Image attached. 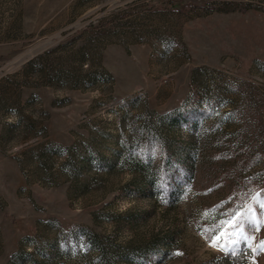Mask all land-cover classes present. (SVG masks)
<instances>
[{
	"label": "rangeland",
	"instance_id": "obj_1",
	"mask_svg": "<svg viewBox=\"0 0 264 264\" xmlns=\"http://www.w3.org/2000/svg\"><path fill=\"white\" fill-rule=\"evenodd\" d=\"M262 241L264 0H0V264H264Z\"/></svg>",
	"mask_w": 264,
	"mask_h": 264
},
{
	"label": "snow or ice",
	"instance_id": "obj_2",
	"mask_svg": "<svg viewBox=\"0 0 264 264\" xmlns=\"http://www.w3.org/2000/svg\"><path fill=\"white\" fill-rule=\"evenodd\" d=\"M231 226L236 228L237 231L234 232L232 234V236H229L227 233H221L220 235L224 236L226 238V242L222 245H220L221 247V250H224V248H226L229 244H236L239 242L238 239L234 238V237H241L243 235V232H244V229H243V226H242V223H241V218L239 216H237L235 218V221L234 222H231ZM220 236L218 235L215 239H219ZM243 238L245 240H248V239H251V237H248V236H243ZM213 246H217L214 242V245ZM258 247L264 251V241L260 242V244L258 245Z\"/></svg>",
	"mask_w": 264,
	"mask_h": 264
},
{
	"label": "trees",
	"instance_id": "obj_3",
	"mask_svg": "<svg viewBox=\"0 0 264 264\" xmlns=\"http://www.w3.org/2000/svg\"><path fill=\"white\" fill-rule=\"evenodd\" d=\"M226 264H233V263H232V262H230V261H227V262H226Z\"/></svg>",
	"mask_w": 264,
	"mask_h": 264
}]
</instances>
